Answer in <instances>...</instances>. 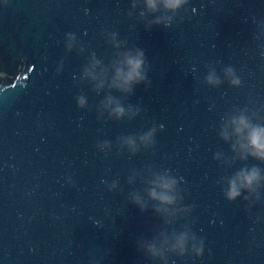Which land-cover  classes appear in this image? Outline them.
Masks as SVG:
<instances>
[{
  "label": "water",
  "instance_id": "1",
  "mask_svg": "<svg viewBox=\"0 0 264 264\" xmlns=\"http://www.w3.org/2000/svg\"><path fill=\"white\" fill-rule=\"evenodd\" d=\"M158 7L0 0V264H264V181L224 196L264 175L234 125H264V0ZM137 50L150 86L126 93ZM172 180L173 203L150 198Z\"/></svg>",
  "mask_w": 264,
  "mask_h": 264
},
{
  "label": "clouds",
  "instance_id": "2",
  "mask_svg": "<svg viewBox=\"0 0 264 264\" xmlns=\"http://www.w3.org/2000/svg\"><path fill=\"white\" fill-rule=\"evenodd\" d=\"M188 4V0H144V6L149 12L156 13L159 10L158 6H162L166 13H172L173 15L180 12ZM136 3L132 4V8H136ZM163 24L164 28H169L171 26V20L167 22L162 19H156L150 27H159ZM145 53L143 50H137L135 55L131 53L125 56V65L127 71L117 69L115 80L113 81V87L116 89L131 93L133 91L134 85L144 84L146 87L150 86L148 80L147 72L145 71ZM229 73L232 72L231 69L228 70ZM212 78H209V83H212ZM231 83L234 86L239 85L238 79H233ZM102 86V85H101ZM111 102V101H110ZM82 106V102H81ZM114 114L117 119H120L124 115V108L122 106H117L114 109ZM235 132L238 137L241 138V161H247L249 158L252 160L264 163V125L252 124L247 118L241 116L238 120L234 121ZM152 133L149 134L151 136ZM262 181H264V175H262V169L258 165H252L248 167L241 168L235 177L229 181L228 189L224 193L226 200L229 202H234L239 199L242 192L247 191L249 193L255 192L261 186ZM176 181L172 180L163 183V188L165 191L157 193L156 191L150 192V198L161 203V204H171L173 203L174 197L169 195L168 192L172 190L175 186ZM248 200V197H244ZM134 203L140 204L137 198ZM140 211L144 212L146 209L140 207ZM177 247L180 251V255L184 254V239L181 238L178 241ZM148 252L155 257L158 253L154 246L148 247ZM203 254V241L201 242V247L196 250V256L199 258Z\"/></svg>",
  "mask_w": 264,
  "mask_h": 264
}]
</instances>
